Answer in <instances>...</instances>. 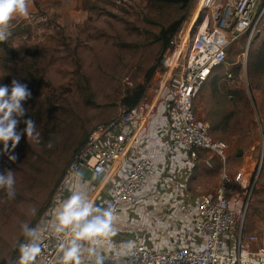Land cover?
<instances>
[{
    "label": "rangeland",
    "instance_id": "obj_1",
    "mask_svg": "<svg viewBox=\"0 0 264 264\" xmlns=\"http://www.w3.org/2000/svg\"><path fill=\"white\" fill-rule=\"evenodd\" d=\"M228 1L188 0L183 5L176 0H98L81 25L48 19L8 30L0 44V85L16 79L30 89L31 97L22 103L24 116L32 115L34 133L27 139L22 134L15 148L11 141L7 150L0 145V172L11 170L14 178L11 197L0 187V264L14 261L27 237L24 226L32 229L52 204L80 144L95 129L109 128L120 119L127 108L122 102L125 95L144 86V105L158 93L157 68L166 54H161L156 40L162 29L181 19L174 37L180 44L204 23L219 25ZM263 50L264 16L253 35L246 32L230 45L227 64L214 76L212 85H203L195 103L196 113L209 124L213 136L229 145L232 172L239 170L245 154L252 155L251 172L245 173L249 182L241 193L247 188L246 229L261 235L264 64L260 67L258 62ZM22 118L18 129L25 127ZM219 173V168L204 170L198 179L208 177L213 184ZM69 196L65 193L63 201ZM238 207L241 219L243 206ZM128 213L135 217L132 210ZM126 239L115 235L116 241Z\"/></svg>",
    "mask_w": 264,
    "mask_h": 264
},
{
    "label": "built area",
    "instance_id": "obj_2",
    "mask_svg": "<svg viewBox=\"0 0 264 264\" xmlns=\"http://www.w3.org/2000/svg\"><path fill=\"white\" fill-rule=\"evenodd\" d=\"M263 16L264 0H229L227 11L222 18H218L219 25L210 27L204 23L193 37L181 39L180 44L175 40L176 34L157 68L160 86L154 98L168 105L167 123L162 135L153 139L152 143L169 138L173 142V150L185 153L193 161L204 155L216 160L221 168L215 192L200 196L193 206L184 211L202 239L201 249L183 246L159 252L144 245L116 243L112 230L100 245L87 241L79 243L114 249L124 255L125 264H241L244 254L247 255L246 248L262 239L258 234L245 230L248 204L244 206L246 196L244 202H240L239 192L249 182L246 181V171L232 172L229 145L215 138L209 126L198 119L195 103L213 72L227 64L230 45L246 32L253 35ZM228 78L233 79L231 75ZM137 107L126 108L120 119L109 128L94 130L77 152L65 170L52 204L32 228L39 233V251L30 264H60L62 245H66L70 237L66 232L56 233L53 230L57 199L66 191L71 193L73 186H78L82 193L99 189L80 175L82 169L108 179L111 195L103 201L102 209L111 210L114 219L122 206L136 202L146 181L153 175L155 160L151 143L142 138L138 130L128 131ZM148 109L151 112L154 106L150 105ZM128 155L132 157L130 167L123 177L115 178L113 168ZM239 205L243 206L241 219L238 218ZM232 237L236 245L234 249H229L227 241ZM29 242L27 236L22 245ZM20 248L11 264H20ZM259 252L264 255V248Z\"/></svg>",
    "mask_w": 264,
    "mask_h": 264
},
{
    "label": "crops",
    "instance_id": "obj_3",
    "mask_svg": "<svg viewBox=\"0 0 264 264\" xmlns=\"http://www.w3.org/2000/svg\"><path fill=\"white\" fill-rule=\"evenodd\" d=\"M97 3L98 0H26L27 15L14 16L9 21L8 30L16 29L19 24L40 23V21L48 19L60 24L81 25ZM219 70H215L206 83L212 85V81L215 80L214 76L218 74ZM150 105L154 106L151 112L148 109ZM167 107L166 102L156 101L153 98L150 103L144 105L140 102L134 114L133 124L128 131L132 133L138 130L140 136L151 143V150L155 155L154 172L146 181L136 202L122 206L120 213L113 220L114 242L144 245L159 252H168L183 246L201 249L202 239L194 230L191 219L185 216L184 211L193 206L200 196L211 195L215 192L220 182L221 168L216 160H210L204 155H200L197 161H193L185 153L173 150V142L169 138L162 139L156 144L152 143L153 139L162 135L166 126ZM197 116L202 123L209 126L198 113ZM251 160L252 155L245 154L238 171L251 172ZM131 161L132 157L128 155L125 160L118 163L113 168V176L115 178L123 177L130 167ZM216 167L220 170L219 179L215 180L213 184L208 181V177L198 179L201 177V171L217 170ZM88 181L93 187L99 186V189H96L95 192L83 193V195L94 207L102 209L103 201L111 195L109 181L106 177L100 178L98 183ZM206 186L208 187L204 188ZM246 190L247 188L242 193L240 190V202L244 201ZM243 192L245 195L242 197ZM65 193L71 194L66 191L63 195ZM63 195L56 201L53 223L55 214L63 202ZM129 210L135 213V217L131 218ZM245 230H247L246 222ZM115 235L118 238L126 237L127 241H116ZM258 235L262 239L246 248L247 255L244 254L245 257L241 264H264V255L259 252L264 248V235ZM235 245L234 237L227 241L229 249H234ZM81 247L84 249L81 253V264H125L124 255L114 249L94 248L87 244H81ZM88 248H92V251L88 252Z\"/></svg>",
    "mask_w": 264,
    "mask_h": 264
},
{
    "label": "clouds",
    "instance_id": "obj_4",
    "mask_svg": "<svg viewBox=\"0 0 264 264\" xmlns=\"http://www.w3.org/2000/svg\"><path fill=\"white\" fill-rule=\"evenodd\" d=\"M26 0H0V41L8 35L9 21L14 16L27 15ZM31 97L27 85L13 79L10 85H0V145L8 149V142L15 148L23 134L26 139L34 133V123L31 119H23L25 127L18 129L17 125L26 111L23 101ZM38 135V134H37ZM10 160L15 156L9 155ZM14 178L11 170L0 172V187L6 188L9 197L13 193ZM113 214L109 209L94 207L78 186H73L70 196L62 202L55 214L52 225L56 233L66 232L70 237L66 245H62L63 253L60 264H81V253L84 249L80 241H87L93 245H100L112 230ZM23 231L30 238L28 244L20 248V264H30L39 251V233L35 229L24 226ZM88 252L92 248L87 249Z\"/></svg>",
    "mask_w": 264,
    "mask_h": 264
},
{
    "label": "trees",
    "instance_id": "obj_5",
    "mask_svg": "<svg viewBox=\"0 0 264 264\" xmlns=\"http://www.w3.org/2000/svg\"><path fill=\"white\" fill-rule=\"evenodd\" d=\"M177 3L179 4L180 2H183V5H186L188 0H176ZM182 25V21L177 20L174 22L170 23V26L168 28H163L161 31L160 36L156 39L160 44H161V54H163L164 51H166L170 45V41L172 40V38L178 33V30L180 28V26ZM0 44H3V42H1ZM261 58L259 60V64L261 67V64H264V50L261 53ZM156 67H154L148 74L147 76V80L150 79L153 74L156 71ZM145 87L144 86H137L136 88H134L132 91L128 92L125 97L122 99V102L124 103V105L129 108V109H133L135 107H137L139 105V103L142 101L144 95H145ZM32 119V115L26 114L23 119ZM89 138V137H88ZM88 140V139H87ZM87 140L83 141L80 144V148L87 142ZM77 149L76 153L80 150Z\"/></svg>",
    "mask_w": 264,
    "mask_h": 264
},
{
    "label": "water",
    "instance_id": "obj_6",
    "mask_svg": "<svg viewBox=\"0 0 264 264\" xmlns=\"http://www.w3.org/2000/svg\"><path fill=\"white\" fill-rule=\"evenodd\" d=\"M80 175L83 178L88 179V180H90L91 182H94V183H98L100 181V177H98L97 175H95L93 172H91L88 169H82L80 171Z\"/></svg>",
    "mask_w": 264,
    "mask_h": 264
}]
</instances>
